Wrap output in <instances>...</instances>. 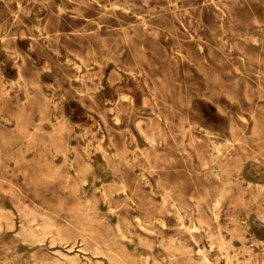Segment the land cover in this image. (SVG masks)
Listing matches in <instances>:
<instances>
[{
    "label": "rangeland",
    "instance_id": "obj_1",
    "mask_svg": "<svg viewBox=\"0 0 264 264\" xmlns=\"http://www.w3.org/2000/svg\"><path fill=\"white\" fill-rule=\"evenodd\" d=\"M0 264H264V0H0Z\"/></svg>",
    "mask_w": 264,
    "mask_h": 264
},
{
    "label": "bare ground",
    "instance_id": "obj_2",
    "mask_svg": "<svg viewBox=\"0 0 264 264\" xmlns=\"http://www.w3.org/2000/svg\"><path fill=\"white\" fill-rule=\"evenodd\" d=\"M211 128V127H210ZM250 181V180H249ZM7 211V210H6ZM4 212H5V210H4ZM139 221V220H138ZM211 249H212V247H210Z\"/></svg>",
    "mask_w": 264,
    "mask_h": 264
}]
</instances>
